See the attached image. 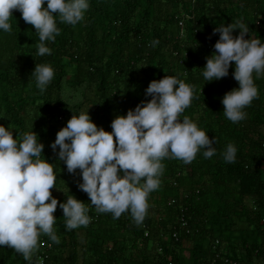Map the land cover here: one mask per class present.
Segmentation results:
<instances>
[{
    "label": "trees",
    "instance_id": "1",
    "mask_svg": "<svg viewBox=\"0 0 264 264\" xmlns=\"http://www.w3.org/2000/svg\"><path fill=\"white\" fill-rule=\"evenodd\" d=\"M238 20L249 26L248 36L264 40V0H90L76 25L57 17L60 32L55 41L46 42L52 53L39 56L38 32L13 10L12 31L0 30V124L11 127L14 138L33 129L45 145V158L54 163L57 179L51 192L58 205L53 228L60 242L40 236L38 244L42 237L53 244L46 264H210L216 259L223 264V258L230 259L227 264H264V77L255 79L259 96L244 109L246 118L232 122L221 101L239 86L232 75L235 62L221 79L205 82L202 75L205 57L219 39L213 29ZM154 40L159 43L152 46ZM45 62L54 68V78L41 91L32 72L36 63ZM166 75L193 87L191 104L181 118L189 116L214 137L216 153L205 158L201 149L190 163L165 157L160 186L148 196L143 222L137 224L130 212L119 218L98 212L78 187L80 170L69 173L50 146L83 107L78 103L71 108L65 101L64 84L78 89L88 83L95 91L87 100L90 116L111 131L117 111L126 115L129 108L151 99L146 88ZM230 142L237 148L235 162H226L222 155ZM67 195L84 201L89 216L98 214L82 225L83 232L66 228L59 202ZM181 217L191 232L179 228L177 240L173 232ZM185 249L191 251L188 257ZM0 264L30 262L5 245L0 246ZM31 264H39L34 254Z\"/></svg>",
    "mask_w": 264,
    "mask_h": 264
},
{
    "label": "clouds",
    "instance_id": "2",
    "mask_svg": "<svg viewBox=\"0 0 264 264\" xmlns=\"http://www.w3.org/2000/svg\"><path fill=\"white\" fill-rule=\"evenodd\" d=\"M44 5L45 0H0V30L12 31L10 18L14 9L19 10L38 32L39 56L52 53L46 42L55 41L60 32L57 17L76 25L84 19L90 0H46ZM234 29L240 30L238 35L233 34ZM215 33L219 39L205 57L202 75L205 82L221 79L235 62L232 75L239 86L227 91L221 102L224 115L239 122L246 118L244 109L259 96L255 79L264 77V40L248 36L249 26L239 20L216 26ZM158 43L154 40L152 46ZM32 75L44 91L54 78V68L47 62L36 63ZM145 94L151 99L129 108L126 115H116L111 131L92 120L89 107L74 113L50 145L69 173L80 170L78 187L98 212H110L113 218L130 212L137 224L147 214L149 194L160 186L165 157L190 163L201 149L205 158L216 153L215 138L189 116L181 118L194 95L191 85L166 75L153 79ZM37 136L32 129L14 138L12 128L0 124V246L13 248L30 264L42 234L60 242L53 228L58 198L51 192L57 173ZM236 153L230 142L222 155L226 162H235ZM59 207L68 230L90 223L88 207L75 195H67Z\"/></svg>",
    "mask_w": 264,
    "mask_h": 264
},
{
    "label": "rangeland",
    "instance_id": "3",
    "mask_svg": "<svg viewBox=\"0 0 264 264\" xmlns=\"http://www.w3.org/2000/svg\"><path fill=\"white\" fill-rule=\"evenodd\" d=\"M187 8H188V11H191L193 9L192 5H188ZM184 25H185V23H184ZM182 33H183V38L186 39L187 38L186 25H185V27H183ZM73 77H74V74H73V72H71L70 78H73ZM94 88H97V87L95 86ZM94 93H95V91H93L90 88H88V83L84 84L81 87H78V89H75V88L71 87V85L66 82L64 84V88L62 90V95H63L65 101L68 102L70 107L74 106V105H76L78 103H82L83 104V107H82L81 110H79V112L80 111H86L88 107H89L88 111L91 109V105H89V103H87V100L91 99L94 96ZM118 114H122V112L117 111L115 116L118 115ZM68 117H70V114H69ZM78 229L81 232L84 231L83 226H79ZM190 252L191 251L189 249H185L184 250L185 256L188 257Z\"/></svg>",
    "mask_w": 264,
    "mask_h": 264
},
{
    "label": "built area",
    "instance_id": "4",
    "mask_svg": "<svg viewBox=\"0 0 264 264\" xmlns=\"http://www.w3.org/2000/svg\"><path fill=\"white\" fill-rule=\"evenodd\" d=\"M181 25H184V22L181 21ZM98 218V214L94 217L90 216V223L93 220H96ZM179 228L186 230L188 233L191 232L190 226L188 221L186 220L185 217H181L180 221L178 222V226L174 227V232H173V236L174 238H176L177 240L179 239ZM143 229L145 230V236H149L150 232L147 229V226L144 225ZM218 243V242H217ZM53 249V244L50 242V240L47 237H42V239L40 240L39 243V247L38 249L33 253L34 256H36L37 261L39 264H46L48 257L50 256V252ZM159 253L163 254L164 250L162 247L159 248ZM223 264H227L228 262H230V259L228 258H223ZM158 264H171V263H166L165 261H160ZM210 264H219L218 260H213ZM233 264H238L236 261Z\"/></svg>",
    "mask_w": 264,
    "mask_h": 264
}]
</instances>
